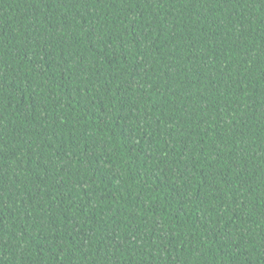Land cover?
Segmentation results:
<instances>
[{
    "label": "trees",
    "instance_id": "1",
    "mask_svg": "<svg viewBox=\"0 0 264 264\" xmlns=\"http://www.w3.org/2000/svg\"><path fill=\"white\" fill-rule=\"evenodd\" d=\"M0 264H264V0H0Z\"/></svg>",
    "mask_w": 264,
    "mask_h": 264
}]
</instances>
